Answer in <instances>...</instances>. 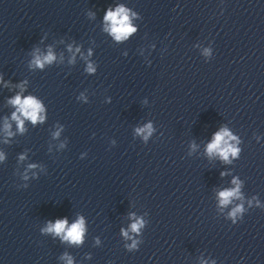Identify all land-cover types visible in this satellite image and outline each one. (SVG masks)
<instances>
[{
	"label": "clouds",
	"instance_id": "clouds-1",
	"mask_svg": "<svg viewBox=\"0 0 264 264\" xmlns=\"http://www.w3.org/2000/svg\"><path fill=\"white\" fill-rule=\"evenodd\" d=\"M105 21L110 22L109 31L112 33L117 41L126 39L131 33L135 31V28L131 26L128 11L123 7L119 6L115 11L109 10L105 17ZM54 60V56L49 53L47 56L43 57V60L37 56L34 63L43 67L45 62L50 63ZM89 71H93L92 66L89 65ZM10 103L18 106V112L25 118L30 119L33 123L37 120H42L43 117L39 115L43 111V107L39 101L33 97L21 98L17 95ZM13 119L17 120L18 125L21 130H23V120L20 119L16 113H13ZM7 127V126H6ZM151 125H147L144 129H137L138 133L147 131L151 134ZM235 137L231 135L227 128H222L219 132L214 135L211 143L207 146V152L209 155L213 153L218 154L223 160L228 161L229 155L236 156L238 154V149L229 143L230 140H234ZM3 157L0 156V159ZM233 183H237L235 180ZM221 197V204L227 205L230 203L231 198L239 196V185L235 189L224 190L219 193ZM242 211L240 207H237L231 213L235 216L238 212ZM143 221L138 220L136 223L131 225V230L136 232L142 226ZM84 220L81 217L77 222L73 223L70 227L67 226V220H57L54 224L49 223L48 227L44 229L47 232H53L56 235H62V239L69 240L73 243H80L82 241V236L84 233ZM127 236V232L124 233ZM135 245L133 244V247ZM68 264H72L71 259H69Z\"/></svg>",
	"mask_w": 264,
	"mask_h": 264
}]
</instances>
